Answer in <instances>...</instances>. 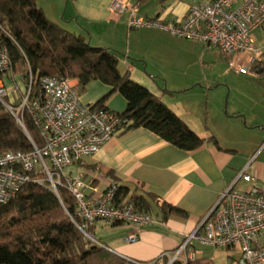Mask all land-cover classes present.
I'll return each mask as SVG.
<instances>
[{
	"label": "crops",
	"instance_id": "crops-1",
	"mask_svg": "<svg viewBox=\"0 0 264 264\" xmlns=\"http://www.w3.org/2000/svg\"><path fill=\"white\" fill-rule=\"evenodd\" d=\"M114 0H38V6L54 23L85 43L119 54V69L160 98L193 131L206 140L191 152L164 141L155 133L139 128L112 137L94 156L68 167L88 184L87 194L97 196L110 184L157 197L187 217L164 219L159 208L155 221L139 234L136 243L127 242L133 232L118 225L95 242L126 261L153 264L163 254L172 255L186 235L193 233L216 205L221 193L242 170L264 186V75L260 71L243 75L229 68V58L218 49L196 40L177 37L158 28L130 29L129 13L109 11ZM137 8L147 19L181 21L190 7L209 0H122ZM264 62V26L252 34ZM247 55L235 58L240 62ZM9 88V83H8ZM111 92L99 81L82 91V102L93 107ZM105 107L124 113L127 101L112 94ZM243 183L238 187L242 188ZM98 221L92 226L97 233ZM196 259L214 264H237L238 253L227 249L200 250Z\"/></svg>",
	"mask_w": 264,
	"mask_h": 264
},
{
	"label": "built area",
	"instance_id": "built-area-1",
	"mask_svg": "<svg viewBox=\"0 0 264 264\" xmlns=\"http://www.w3.org/2000/svg\"><path fill=\"white\" fill-rule=\"evenodd\" d=\"M109 11L119 15L128 12L130 29L158 28L218 49L229 58V68L239 74L253 73V66L263 57L252 34L264 26V0H209L190 7L175 23L142 18L136 7L122 0H114ZM3 36L12 39L0 24V105L13 115L33 150L0 153V204L11 202L28 182L47 185L58 197L59 189H64L74 201L75 215L70 217L84 234L89 235L87 230L98 221L107 227L128 225L133 232L127 242L136 243L141 231L154 223L153 213L140 211L127 201L119 202L116 183L100 195L89 196L83 177L66 172L68 167L97 154L112 137L129 131L131 122L109 109L85 105L76 79L42 77L33 96L34 77L30 73L24 82L12 73L9 52L2 46ZM239 54L247 55L243 62L235 58ZM11 81L17 93L16 106L6 101ZM26 114L38 131L41 147L25 126ZM239 183L244 186L238 187ZM196 244L237 252V264H264V186L257 185L247 169L221 193L199 227L185 236L181 247L172 255L163 254L153 264L193 261Z\"/></svg>",
	"mask_w": 264,
	"mask_h": 264
},
{
	"label": "trees",
	"instance_id": "trees-1",
	"mask_svg": "<svg viewBox=\"0 0 264 264\" xmlns=\"http://www.w3.org/2000/svg\"><path fill=\"white\" fill-rule=\"evenodd\" d=\"M149 1L138 0V5ZM0 24L12 38L3 36L2 42L9 52L12 73L24 82L30 73L33 75V96L40 79L46 76L76 79L81 91L99 81L109 86L111 92L93 108L107 109L109 97L120 94L127 101V109L121 115L131 122L129 130L147 129L186 152L205 144L206 140L160 98L135 83L129 71H120L118 53L93 47L52 22L39 8L38 0H0ZM253 70H261L264 75V62H257ZM24 123L33 141L41 147L38 131L27 114ZM32 150L29 138L13 115L0 105V153ZM59 195L47 185L28 182L11 202L0 204V264H134L84 235L70 217L75 215L72 196L64 189H59ZM117 199L151 213L156 206L164 219L171 215L187 217V213L172 205L158 203L155 195L137 190L131 193L123 185L119 186ZM89 231L92 227L88 234ZM186 264L214 263L200 258Z\"/></svg>",
	"mask_w": 264,
	"mask_h": 264
},
{
	"label": "rangeland",
	"instance_id": "rangeland-1",
	"mask_svg": "<svg viewBox=\"0 0 264 264\" xmlns=\"http://www.w3.org/2000/svg\"><path fill=\"white\" fill-rule=\"evenodd\" d=\"M19 76V75H17ZM21 84V87H24L22 83ZM14 88V84L12 83H9V89H10V97L6 100L7 103L11 104L12 106H16L18 105V100H17V93L13 90ZM21 100V99H20ZM112 228L110 227H107V226H103L102 224H98L97 226V233L96 235H94V233L92 231H89L90 232V236L92 237V239H99L100 237H98L99 235H102V234H106L108 231H110ZM86 235V234H84ZM196 246L200 249V250H211V251H214L216 249H222V248H216V247H213V246H208V245H201V244H196Z\"/></svg>",
	"mask_w": 264,
	"mask_h": 264
},
{
	"label": "water",
	"instance_id": "water-1",
	"mask_svg": "<svg viewBox=\"0 0 264 264\" xmlns=\"http://www.w3.org/2000/svg\"><path fill=\"white\" fill-rule=\"evenodd\" d=\"M89 239H91V240H93L94 242H95V240L94 239H92V237L91 236H89V235H86Z\"/></svg>",
	"mask_w": 264,
	"mask_h": 264
}]
</instances>
